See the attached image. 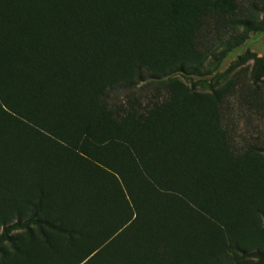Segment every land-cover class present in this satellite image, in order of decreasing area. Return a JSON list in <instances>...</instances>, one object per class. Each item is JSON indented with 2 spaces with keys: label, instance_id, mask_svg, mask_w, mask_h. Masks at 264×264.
<instances>
[{
  "label": "trees",
  "instance_id": "16d2710c",
  "mask_svg": "<svg viewBox=\"0 0 264 264\" xmlns=\"http://www.w3.org/2000/svg\"><path fill=\"white\" fill-rule=\"evenodd\" d=\"M166 13L158 0H0V205L17 214L3 231L45 228L68 243L26 264H177L155 236L194 195L227 185L202 162L205 128L175 123L170 99L136 114L109 98L187 70L151 50ZM263 71L256 61V91ZM238 252L264 264L262 249Z\"/></svg>",
  "mask_w": 264,
  "mask_h": 264
},
{
  "label": "rangeland",
  "instance_id": "374dc122",
  "mask_svg": "<svg viewBox=\"0 0 264 264\" xmlns=\"http://www.w3.org/2000/svg\"><path fill=\"white\" fill-rule=\"evenodd\" d=\"M158 1L167 13L160 15L151 50L168 54L171 63L186 60L187 70L129 90L120 86L109 98L136 114L145 103L161 107L170 99L180 112L175 123L188 125L194 134L198 125L205 128L198 147L204 148L202 162L217 164L228 182L218 191L194 195L193 208L178 211L170 234L155 238L172 242L177 264H259L238 251L264 250V71L258 91L252 81L255 62L264 64V0ZM201 55L206 59L200 63ZM34 205L50 209L43 202ZM0 212V264L52 259L67 249L65 235L45 228L4 232L17 214L3 205ZM142 239L143 245L148 239L157 243L149 235Z\"/></svg>",
  "mask_w": 264,
  "mask_h": 264
}]
</instances>
